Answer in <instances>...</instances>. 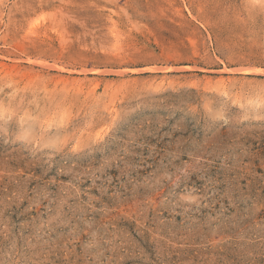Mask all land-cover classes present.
Returning a JSON list of instances; mask_svg holds the SVG:
<instances>
[{
  "label": "rangeland",
  "instance_id": "374dc122",
  "mask_svg": "<svg viewBox=\"0 0 264 264\" xmlns=\"http://www.w3.org/2000/svg\"><path fill=\"white\" fill-rule=\"evenodd\" d=\"M0 264H264V0H0Z\"/></svg>",
  "mask_w": 264,
  "mask_h": 264
},
{
  "label": "bare ground",
  "instance_id": "6f19581e",
  "mask_svg": "<svg viewBox=\"0 0 264 264\" xmlns=\"http://www.w3.org/2000/svg\"><path fill=\"white\" fill-rule=\"evenodd\" d=\"M104 134V133H103Z\"/></svg>",
  "mask_w": 264,
  "mask_h": 264
}]
</instances>
